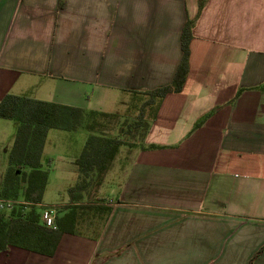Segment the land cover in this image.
I'll return each instance as SVG.
<instances>
[{"label":"crops","instance_id":"crops-1","mask_svg":"<svg viewBox=\"0 0 264 264\" xmlns=\"http://www.w3.org/2000/svg\"><path fill=\"white\" fill-rule=\"evenodd\" d=\"M198 1L0 0V100L138 114L136 93L171 81ZM188 63L144 136L158 147L123 145L112 161L96 195L103 221L84 216L86 232L64 233L52 256L9 246L0 264H264V0H206ZM17 127L0 118V187ZM77 134L61 156L67 181Z\"/></svg>","mask_w":264,"mask_h":264},{"label":"trees","instance_id":"trees-1","mask_svg":"<svg viewBox=\"0 0 264 264\" xmlns=\"http://www.w3.org/2000/svg\"><path fill=\"white\" fill-rule=\"evenodd\" d=\"M205 2L206 0L198 1L197 16ZM195 18H187L181 29V58L171 81L166 85L136 93L147 96L136 117L85 111L79 107L15 94H5L1 98L0 118L14 120L18 127L3 174L0 199L18 200V204L7 211H0V252L9 246H15L52 256L61 236L78 231L84 216L91 214V219L98 216L103 221L109 207L101 205L105 200L96 195L120 147L131 144L123 137L133 138L139 132L140 139L137 144L140 148L158 147L145 144L144 136L150 122L155 118L161 99L182 89L189 70V43ZM149 105L152 106V113L147 118L144 107ZM208 115L197 121L195 127L201 125ZM113 127L117 131L114 136L109 134ZM79 128L86 130L87 136L74 161L77 180L68 188L69 203L57 210L56 228H50L41 222L39 211L47 183V171L41 162L45 137L49 129L74 131Z\"/></svg>","mask_w":264,"mask_h":264},{"label":"rangeland","instance_id":"rangeland-1","mask_svg":"<svg viewBox=\"0 0 264 264\" xmlns=\"http://www.w3.org/2000/svg\"><path fill=\"white\" fill-rule=\"evenodd\" d=\"M147 96H141V100L139 103V107L141 106V104L146 101ZM133 103V101H131ZM126 112V109L125 111ZM144 113L145 116L147 118H149V115H151L152 113V106H145L144 107ZM137 114H134L133 116L129 117V118H133L136 117ZM54 133H57V135H61L58 136L56 138H53L52 140H49V146L50 147H54V153L52 157H49L48 159H43L42 163H43V168L48 172V182L46 184V188L44 191V195L42 198V202L44 205L46 206H50V205H58V204H62V203H66L69 200V196H68V188L70 186H73L77 180V176H73L72 178H70L69 181L65 180L61 174V172L63 170H65L62 166V162L63 160L61 159L62 154L69 152L70 148H73V145L70 147V145L73 143L74 141V145L77 146V133H83L82 135H84V138L86 139L87 136V132L86 130H84L83 128H79L77 129L76 132L70 131V132H65V131H61V130H53ZM110 135H116L117 131L116 128L113 127L112 131L109 132ZM126 141L130 142L131 144H129L130 146L124 145L126 146V148H135L138 146V142L140 139V133L136 132V135L131 138V136H124L123 137ZM84 139V141H85ZM84 141L80 140L81 142V146L83 147ZM132 141L136 144H132ZM56 144V145H53ZM132 145V146H131ZM81 147V149H82ZM121 148V147H120ZM80 149V150H81ZM0 156H2V153H0ZM4 159L7 162V159L4 156ZM18 204V200H16V202L14 203V205ZM4 211H7L8 209H3ZM44 210L43 207H41L39 209L40 214L42 213V211ZM97 223V222H96ZM79 229H82V232H86V229L83 227H79Z\"/></svg>","mask_w":264,"mask_h":264},{"label":"built area","instance_id":"built-area-1","mask_svg":"<svg viewBox=\"0 0 264 264\" xmlns=\"http://www.w3.org/2000/svg\"><path fill=\"white\" fill-rule=\"evenodd\" d=\"M16 201L12 199H0V211L3 209H10ZM44 210L40 214L41 222L50 228H56L55 218L57 214V207L54 205H42Z\"/></svg>","mask_w":264,"mask_h":264}]
</instances>
